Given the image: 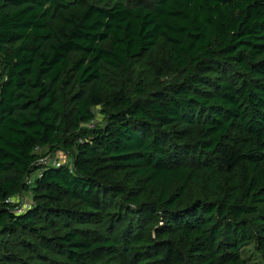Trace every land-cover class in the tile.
I'll use <instances>...</instances> for the list:
<instances>
[{
	"label": "trees",
	"instance_id": "1",
	"mask_svg": "<svg viewBox=\"0 0 264 264\" xmlns=\"http://www.w3.org/2000/svg\"><path fill=\"white\" fill-rule=\"evenodd\" d=\"M0 61V264H264V0H0Z\"/></svg>",
	"mask_w": 264,
	"mask_h": 264
},
{
	"label": "rangeland",
	"instance_id": "2",
	"mask_svg": "<svg viewBox=\"0 0 264 264\" xmlns=\"http://www.w3.org/2000/svg\"><path fill=\"white\" fill-rule=\"evenodd\" d=\"M167 52H168L167 47L162 44H159L156 46V48L151 50L148 54L142 56L140 60L134 62L132 65V78L134 79V82L137 81V78L141 76L143 82L146 84L148 88H151V89L158 88L160 84L159 80H156L155 78H153V75L150 72V67H151L150 65L152 64L151 62L153 60H155L158 57L164 56ZM0 72H1V61H0ZM113 78H114L113 76L108 78V82H111L110 84L116 85V81H114ZM169 79L170 77L162 78V80H169ZM75 88L76 86L74 84H70L67 86V90H74ZM105 122L106 120L103 117L102 111L100 110V108H96L95 109V119L92 122L91 121L88 122V125L86 127L93 128V127H96L97 124L103 125ZM47 150L48 149L41 151L42 156L49 157L48 155L55 153L54 151L50 152ZM64 155H65V158H64ZM56 156L62 157L64 160H66V164H69V155L66 151L58 152V154L57 155L54 154L52 158H56ZM130 184L132 185L135 184L136 186V181L134 179H131ZM22 197H24L25 201L31 200L32 199L31 192L29 190H24L22 192ZM22 203L23 201H19V204H22ZM244 252L246 255H249V256L254 255L253 249L251 246L247 247Z\"/></svg>",
	"mask_w": 264,
	"mask_h": 264
},
{
	"label": "built area",
	"instance_id": "3",
	"mask_svg": "<svg viewBox=\"0 0 264 264\" xmlns=\"http://www.w3.org/2000/svg\"><path fill=\"white\" fill-rule=\"evenodd\" d=\"M84 125L87 126L88 122L86 124H84ZM54 154L57 155L58 152H55V153H52V154L48 155L49 157L42 156L41 158H39L38 163L40 164V166H42V167H44V166H61L63 164H66V160H64L60 156H56V158H52V156ZM64 158H65V155H64ZM40 171H41V169L37 170L36 172H34L32 174L27 175L25 177V184L30 186L33 183L34 177L39 175ZM22 192L17 193V194H15L13 196H10L6 200L8 203L13 204L15 206L14 210H15L16 213L24 212L25 210H27L28 208H30L34 204V200L33 199L25 201L24 197H22ZM19 201H23V203L19 204Z\"/></svg>",
	"mask_w": 264,
	"mask_h": 264
}]
</instances>
